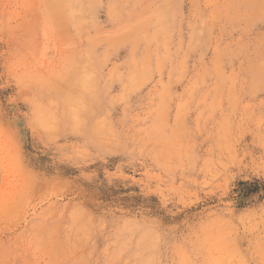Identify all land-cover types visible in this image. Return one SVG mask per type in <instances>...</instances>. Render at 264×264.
Segmentation results:
<instances>
[{"label": "clouds", "instance_id": "9594fccd", "mask_svg": "<svg viewBox=\"0 0 264 264\" xmlns=\"http://www.w3.org/2000/svg\"><path fill=\"white\" fill-rule=\"evenodd\" d=\"M0 7H28L35 16L30 27L0 25V153L12 157L16 177L10 197L0 200V223L28 218L12 242L32 257L24 264H264V70L258 79L225 78L210 89L216 95L204 111L214 118L195 125L183 104L169 109L158 94L148 113H129L128 92L143 84L126 77L116 94L108 47L138 33L149 14L166 23L155 0ZM233 7L231 22L240 29L264 24V0ZM69 8L78 9L75 18ZM49 22L63 24L68 43L55 72L32 71ZM145 68L137 62L133 71ZM125 171L160 195L195 186V206L168 217L150 201L120 196L114 189ZM241 174L250 181L246 212L230 194ZM38 201L47 205L43 215L31 211ZM130 223L141 228L132 232Z\"/></svg>", "mask_w": 264, "mask_h": 264}, {"label": "rangeland", "instance_id": "374dc122", "mask_svg": "<svg viewBox=\"0 0 264 264\" xmlns=\"http://www.w3.org/2000/svg\"><path fill=\"white\" fill-rule=\"evenodd\" d=\"M21 2L0 0V4ZM234 3L235 0H155V5H159L155 12L163 13L167 17L166 23L149 14L142 19L138 33L115 38L110 43L108 54L117 70L116 94H120L126 77H133L138 84H143L138 90L128 92L126 109L129 113H148L157 103L158 94L169 109H178L183 104L185 119L195 125L205 117L214 118L204 111L216 95L215 92L210 94V89L222 85L225 78L243 83L249 77H260L264 70V24L240 29L231 22L236 11ZM68 12L75 18L78 9L69 8ZM34 20L33 10L28 7L22 12L0 7V25L30 27ZM64 36L63 24L54 26L49 22L41 28L40 56L31 66L32 71L55 72L61 50L68 43ZM49 50L55 55L50 56ZM137 62L146 65L140 73L133 71ZM141 179L139 173L125 171L116 181L120 188L114 191L120 196L134 197L138 202L150 201L153 211L160 210L168 217L179 215L186 203L189 207L195 206L192 203L195 186L185 185L183 190L160 195L148 191L140 183ZM173 179L176 185L180 183ZM15 180L12 157L7 152L0 153V200L10 197ZM249 184L250 181L241 174L230 185L233 203L240 212L248 211ZM46 208L43 201H38L31 211L43 215ZM28 226V218L8 225L0 223V264H24L25 260L32 259L12 247L17 234ZM143 227L146 229L147 225ZM128 228L135 232L141 226L130 223Z\"/></svg>", "mask_w": 264, "mask_h": 264}]
</instances>
